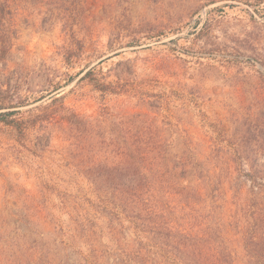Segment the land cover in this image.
Segmentation results:
<instances>
[{
  "label": "rangeland",
  "instance_id": "1",
  "mask_svg": "<svg viewBox=\"0 0 264 264\" xmlns=\"http://www.w3.org/2000/svg\"><path fill=\"white\" fill-rule=\"evenodd\" d=\"M90 67L110 91L79 80ZM0 89L25 117L54 114L0 124V264H124L139 238L103 197L132 187L135 143L158 147L141 184L163 221L224 224L245 264L248 210L259 243L264 0H0ZM195 173L218 190H182Z\"/></svg>",
  "mask_w": 264,
  "mask_h": 264
},
{
  "label": "trees",
  "instance_id": "2",
  "mask_svg": "<svg viewBox=\"0 0 264 264\" xmlns=\"http://www.w3.org/2000/svg\"><path fill=\"white\" fill-rule=\"evenodd\" d=\"M93 67L85 70L84 74L79 80H87L100 91H110L111 83L106 82L102 78H98ZM11 89V90H10ZM8 88L12 91V88ZM5 90L6 92L8 91ZM2 92V89H0ZM13 94V93H12ZM59 100V97L52 98L51 102ZM23 103V101H0V124L15 129L17 132L23 133L26 128L34 123L40 121L51 122L54 119V114L42 112V115L37 114L33 119L23 116V112L19 109H14L13 104ZM19 106V105H17ZM11 107L13 109H11ZM28 112L32 109L27 110ZM30 114V113H29ZM49 114V115H48ZM158 147L143 145L139 143L126 144L120 152L129 162L130 167H136L133 172L125 175L127 184L132 185L131 188L126 190H119L111 192L110 195L104 194L103 201L112 206L117 214H121L122 220H127L134 227V232L139 240L136 242V250L125 257L124 264H161L160 257L157 256V249L169 251L166 254L165 264H233L232 251L227 248L224 234L227 233L226 226L223 224L221 227L212 226L208 224L205 228L202 226L188 225L184 227L179 225L174 228L172 225L162 218L157 213V207L153 201V192L150 186L141 184V178H144L146 172L150 170L146 160L150 155H154V151ZM106 176H102L101 181H105ZM190 178L186 180L187 184L178 186L182 189H194L198 193L201 188V183L204 185L205 192L218 190L219 182L207 175L190 174ZM202 179V182L195 184L194 181ZM201 190V189H200ZM210 196V195H209ZM217 198H214V201ZM213 201V200H211ZM244 221L241 225L238 222L237 233H241L242 247L245 251V264H264V248L256 251V224L252 221L249 211L244 213ZM195 224V223H194ZM198 224V223H197ZM194 228H196L194 230ZM165 230L160 238L161 230ZM174 230V231H173ZM195 231V232H194ZM173 232V234H171ZM171 234V235H170ZM259 243L257 246L264 244V224H262L259 235ZM212 244L215 250L205 251L202 246Z\"/></svg>",
  "mask_w": 264,
  "mask_h": 264
}]
</instances>
